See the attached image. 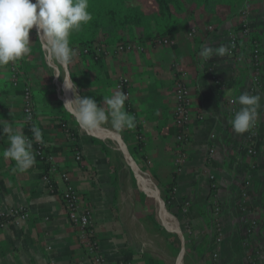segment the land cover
<instances>
[{
  "label": "crops",
  "instance_id": "0c3cea01",
  "mask_svg": "<svg viewBox=\"0 0 264 264\" xmlns=\"http://www.w3.org/2000/svg\"><path fill=\"white\" fill-rule=\"evenodd\" d=\"M238 20L197 12L184 19L182 30L172 39L173 46L145 43L140 45L141 50L131 53H97V58L82 55L69 66L78 94L93 98L106 109L104 98L115 91L117 78L129 81L131 99L125 109L136 117V128L117 132L109 122L98 130L117 134L126 152L133 156V164L160 190V206L177 229L176 234L165 231L167 247L159 240L163 236L155 232V224L149 227L148 219L152 218L148 208L153 202L157 206L155 197L141 190L143 185L134 168L118 163L115 157L121 151L110 145L107 136L85 133L63 109L55 84L58 78L37 52L35 43L31 44V54L14 64L19 73L17 87L11 84L13 63L0 66V121L23 130L22 89L28 87L35 126L41 129L58 169L66 172L74 184L80 202L93 211L94 237L104 264L212 263L214 202L220 208L222 226L216 264H264V93L252 91L247 61L213 56L204 62L199 57L205 44L227 45L230 39H236L240 42L239 52L249 55L256 43L264 86V7L257 2L248 11L246 33L237 31ZM190 29H195L192 38L187 37ZM30 36L31 32L32 42ZM109 48L108 52L113 49ZM176 64L186 73L184 80L192 103L190 142L185 148L186 161L180 167L174 165L178 149L172 123ZM208 67L218 85L206 73ZM244 91L261 96L253 156L245 154L246 134L233 132L234 116L228 112V102ZM239 107L234 104L235 111ZM8 146V137L0 128V212L24 206L30 219L20 226L0 229V264H91L60 196L47 189L42 163L36 158V164L27 172L13 171L15 162L2 155ZM211 147L214 153L207 163ZM76 152L81 155L80 162L74 160ZM133 175L139 190L153 201L131 183ZM51 178L55 188L61 189L59 178L55 174ZM170 184L173 191L166 208L161 196ZM184 203L189 204L185 214L181 210ZM250 225L253 231L248 235Z\"/></svg>",
  "mask_w": 264,
  "mask_h": 264
},
{
  "label": "clouds",
  "instance_id": "9594fccd",
  "mask_svg": "<svg viewBox=\"0 0 264 264\" xmlns=\"http://www.w3.org/2000/svg\"><path fill=\"white\" fill-rule=\"evenodd\" d=\"M88 8L89 0H0V66H7L10 62L15 64L31 54L29 32L35 27L46 53V62L52 67L54 76L62 78L64 89L72 93L71 98H65L63 109L75 124L85 133H91L109 122L117 132L134 130L136 117L125 109L128 96L123 90L114 91L104 98L106 109L98 106L93 98L81 97L71 79L69 66L76 56L71 36L93 19ZM230 55V47L225 44H205L199 52L204 62L213 56L222 58ZM232 103L240 106L231 120L233 132L238 135L249 132L256 124L261 96L244 91ZM0 128L9 141L3 157L15 162L13 171L27 172L36 164L33 140L44 144L41 129L33 126L30 129L33 139H30L22 128H13L7 121H0Z\"/></svg>",
  "mask_w": 264,
  "mask_h": 264
},
{
  "label": "built area",
  "instance_id": "2783aa9c",
  "mask_svg": "<svg viewBox=\"0 0 264 264\" xmlns=\"http://www.w3.org/2000/svg\"><path fill=\"white\" fill-rule=\"evenodd\" d=\"M248 13H242V25L245 26L247 24ZM208 30L212 31L211 27H208ZM242 31V33H246ZM195 34V29H190L187 33L188 38H192ZM157 46H173L174 41L170 39H164L158 41L156 43ZM230 47L231 55L229 57L234 56L236 51V39H230L227 43ZM109 50V49H108ZM136 50H141L140 45L136 44H124L114 47L111 51H104L102 54L109 55L113 54H121L127 52H134ZM90 54L88 48H82L78 52H76L75 57H80L82 55ZM248 62L250 66V70L252 73V91L262 90L264 93V86L260 81V50L256 43L252 44L251 52L248 56ZM174 70V82H173V96H174V109L172 116V123L174 129L176 131V143L178 153L174 158V165L180 167L186 161L187 155L185 152L186 146L190 142V123L192 121V113L191 107L192 103L189 96V89L185 82L186 73L181 66L178 64L173 66ZM206 73L211 77L212 81L215 84H219L218 79L214 76L213 71L210 67L206 68ZM19 73L17 68H14V64H11V84L14 87H17L19 84ZM56 78V77H55ZM57 79V78H56ZM123 90L128 99L125 101V105L129 107V102L131 99V89L129 81L124 77H118L115 83V91ZM233 100L228 102V112L229 115H235ZM64 102V101H63ZM31 116L29 120L28 117ZM35 110L33 106L32 93L28 87L22 89V110H21V121L23 126L29 125L34 120ZM257 130V125L249 131L246 132L245 136V154L247 156H253L255 154L254 151V142L253 138L255 137V131ZM92 135V134H91ZM28 136V135H26ZM30 139H33V136H28ZM140 139V138H139ZM33 150L36 155V158L44 164L48 165L49 173L55 174L59 180L61 181L62 187L57 190L53 185V182L50 179L45 177L44 180L47 185V189L50 193H56L60 196L63 206L67 213L68 221L73 224L77 229V241L80 244L81 248H83L86 257L90 260L91 264H104L105 258L100 249L98 241L94 237V219H93V211L86 206V204H82L80 202V198L76 192V188L72 181L70 180L68 174L64 171H60L54 162V156L49 152L47 146L44 144L37 143L33 140ZM214 153V148L211 147L208 152L207 163L210 162V159ZM74 160L76 162L81 161L80 153L76 152L74 154ZM212 179V178H211ZM248 185V183L246 184ZM157 188V187H156ZM213 188V187H212ZM244 195V194H242ZM189 204L184 203L181 207L182 212L185 214L188 212ZM212 225H213V245L211 252V260L212 264H216L218 259V252L220 250V245L222 241V226L220 224V208L217 203H213L212 207ZM30 219V214L28 210L24 206H19L10 209L6 212H0V229H4L7 226H20L22 223L28 221ZM253 231V226L250 225L247 229V234L250 235ZM123 264H136L134 262H124Z\"/></svg>",
  "mask_w": 264,
  "mask_h": 264
},
{
  "label": "trees",
  "instance_id": "16d2710c",
  "mask_svg": "<svg viewBox=\"0 0 264 264\" xmlns=\"http://www.w3.org/2000/svg\"><path fill=\"white\" fill-rule=\"evenodd\" d=\"M257 2L264 7V0H89L88 11L93 19L82 26L80 32L72 34L71 46L75 52L88 48V55L97 58V53L107 51L109 47L145 43L156 45L160 40H172L182 30L184 19L197 12L209 16L239 18L235 27L242 32L245 30L242 13H248ZM239 44L236 40L234 61H247L249 65V55L239 52ZM33 126L34 120L23 127L24 134L33 136L30 131ZM42 165L44 177L53 182L48 165ZM163 191L161 200L169 208L173 184L165 186Z\"/></svg>",
  "mask_w": 264,
  "mask_h": 264
},
{
  "label": "rangeland",
  "instance_id": "374dc122",
  "mask_svg": "<svg viewBox=\"0 0 264 264\" xmlns=\"http://www.w3.org/2000/svg\"><path fill=\"white\" fill-rule=\"evenodd\" d=\"M30 32L33 34V36H30L31 38H32V42H31V44H34L35 43V46H37L39 49H36V50H38L37 52L40 54V50H41V52H42V57H44L45 59H46V53H45V51L43 50V48H42V46H41V41L39 40V37L37 36V33L32 29V30H30ZM31 41V40H30ZM47 63V62H46ZM48 64V63H47ZM48 66L50 67V69H51V72L53 71L52 70V67L48 64ZM53 73V72H52ZM55 84H56V88H57V90H58V93H60L59 95H60V97L62 96V92H59V88H61V86H63V80H62V78H58L56 81H55ZM60 86V87H59ZM64 100V99H63ZM120 139V138H119ZM121 141V140H120ZM110 145L113 147V148H116V149H118V147L116 146V144L115 143H113V142H110ZM126 150V149H125ZM127 151V150H126ZM127 154H129L128 156H129V158L131 157H133V156H131V154L129 153V152H127ZM119 162L118 163H123V164H126L127 165V163H126V159L124 158V154L122 153V151L121 152H119L118 153V155L115 157ZM132 161V160H131ZM133 163V162H132ZM131 166V165H130ZM134 168L136 167L134 164L132 165ZM131 166V167H132ZM132 167V168H133ZM137 168V167H136ZM135 171V170H134ZM143 175H145V176H147L148 177V179L151 181V179L149 178V176L145 173V172H141ZM133 177H134V175H133ZM130 181H131V183L133 184V185H135V187L137 188V190H139V188H138V185H137V182H136V179H135V177L134 178H132V179H130ZM139 182L144 186H142L141 187V190L143 191L144 189L146 190V192L147 193H150L149 192V190H148V187H147V184L145 183V182H141L140 180H139ZM152 182V181H151ZM152 184L154 185V183L152 182ZM155 186V185H154ZM156 187V186H155ZM157 190H158V193H159V197H160V190L157 188ZM140 191V190H139ZM142 191H140L143 195H145V196H147L145 193H143ZM147 198H152V197H149V196H147ZM152 201L154 200V198H152L151 199ZM157 206H156V204H154V202L152 203V206L151 207H149L148 208V212H149V214L151 215L150 217L152 218V219H148V222H149V227H151V224H155V232H159L160 234V236H163V237H158V238H160L159 240H162L163 241V243L166 245V247H167V243L165 242V240L163 239V238H166L167 237V235H166V233H165V231H169L170 233H173V234H176V233H174V232H172V231H170L169 229H168V225L167 224H164V223H162V224H164V226L159 222V220L157 219ZM165 211V210H164ZM166 214H167V216L169 217V213L168 212H166ZM149 216V215H148ZM154 221V223H153V221ZM171 221V220H170ZM157 225L159 226V227H161V230L159 229V228H157ZM159 229V230H158ZM160 231H162L163 232V234L160 232ZM150 234V231H148V235ZM169 237V236H168ZM156 241H158L156 238H154ZM164 248V250H166L167 251V248ZM156 249H158V246H156L155 247ZM169 251V250H168ZM168 255H173L172 254V252H168ZM174 258V256L171 258V259H173ZM179 264H180V262H179ZM210 264H212V263H210Z\"/></svg>",
  "mask_w": 264,
  "mask_h": 264
},
{
  "label": "bare ground",
  "instance_id": "6f19581e",
  "mask_svg": "<svg viewBox=\"0 0 264 264\" xmlns=\"http://www.w3.org/2000/svg\"><path fill=\"white\" fill-rule=\"evenodd\" d=\"M33 30L36 32L35 30V27L33 28ZM60 87V86H59ZM63 90V93H62V100L65 98H71L72 96V93L71 91H66L64 89L63 86H61V88H59V92H62ZM63 100V101H64ZM93 132H96V134L98 135H101V136H107L113 143L116 144V146L118 147V149L120 151H122V153L124 154V158L126 159V163L129 164V165H133L131 159L129 158L126 150H125V147L124 145L121 143L119 137L117 134L115 133H111V132H106V131H101V130H94ZM100 136V137H101ZM133 167V166H132ZM134 168V167H133ZM135 170V174L138 176L139 180L142 181V182H145L147 184V187H148V190L150 192V194L152 196L155 197L156 201H157V219L159 220L160 223H164V224H167L168 225V228L169 230H171L172 232H176L177 233V229L175 226H173L167 219L168 216L166 214V212L164 211V209L160 206V202H159V193H158V190L157 188L152 184V182L148 179L147 176L143 175L140 170H138L136 167L134 168ZM183 256V255H182Z\"/></svg>",
  "mask_w": 264,
  "mask_h": 264
}]
</instances>
